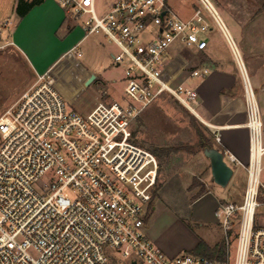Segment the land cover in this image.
I'll list each match as a JSON object with an SVG mask.
<instances>
[{
  "label": "built area",
  "instance_id": "1",
  "mask_svg": "<svg viewBox=\"0 0 264 264\" xmlns=\"http://www.w3.org/2000/svg\"><path fill=\"white\" fill-rule=\"evenodd\" d=\"M56 1L80 20L84 37L99 33L116 46L111 59L123 67L124 97L99 99L78 111L67 107L45 71L0 114V264H117L115 254L124 264H264L262 113L238 48L210 1L197 0L236 61L248 133L245 163L219 149L223 160L246 174L241 200L222 201L213 211L226 247L222 260L188 251L168 257L148 238L143 204L150 199L158 165L135 143L132 128L163 94L210 128L192 105L199 103L194 81L207 76L209 65L184 72L167 67L173 44L198 51L205 46L204 34L211 28L202 10L195 7L189 18L180 19L168 0H112L104 10L97 0ZM78 45L62 57L80 58Z\"/></svg>",
  "mask_w": 264,
  "mask_h": 264
},
{
  "label": "rangeland",
  "instance_id": "2",
  "mask_svg": "<svg viewBox=\"0 0 264 264\" xmlns=\"http://www.w3.org/2000/svg\"><path fill=\"white\" fill-rule=\"evenodd\" d=\"M13 1L0 0V114L19 97L21 92L31 86L36 78L34 68L25 52L11 44L9 28L15 18ZM111 1L97 0L101 10H104ZM209 1L224 23L247 67L248 61H251L247 59L250 56L248 47L252 48L254 45H257L256 48L264 47V15L261 13L255 15L258 14L257 5L253 0ZM168 2L180 19L189 18L195 7L200 8L211 28L204 34L208 41L205 53L194 47L178 44L170 47V56L176 53L177 56L170 60L167 66L169 71L184 72L203 62H207L209 66H237L221 31L197 0ZM63 12L67 19L75 22L70 11L63 8ZM233 22L242 29L243 37L240 40ZM76 23L81 27L80 20ZM250 35L257 38H249ZM51 36V31L45 30V34L38 31L30 33L24 28L20 29L18 35L25 46L24 51H27L31 58L41 54L44 49L45 58L52 56L58 46ZM79 47L83 55L78 60L95 75L94 80L84 81L79 76L78 66L74 65L53 66L49 71L67 107L86 111L99 97L106 102L111 101L107 100L108 97L112 100L122 99L123 67L115 66L111 57L107 55L108 51L116 52V46L107 42L98 33L86 36ZM256 50L252 48V54L257 52ZM200 82L195 80L194 84L198 85ZM192 105L200 114L196 103L193 102ZM132 128L135 143L151 152L158 165L157 178L150 199L147 204H143L146 212L145 233L148 238L168 257L189 251L199 240L210 246L222 241L221 229L214 219L213 210L222 201L241 200L246 177L244 169L224 158L233 174L225 186L216 184L210 176L208 161L199 146L196 134V130H200L213 145L210 128L166 94L160 95L147 106ZM202 187L203 193L200 192ZM65 192L71 198L74 196L70 190ZM234 245L235 241L231 237L228 246L231 255L234 252ZM113 260L117 264L126 263L118 254L114 255Z\"/></svg>",
  "mask_w": 264,
  "mask_h": 264
},
{
  "label": "crops",
  "instance_id": "3",
  "mask_svg": "<svg viewBox=\"0 0 264 264\" xmlns=\"http://www.w3.org/2000/svg\"><path fill=\"white\" fill-rule=\"evenodd\" d=\"M15 5L16 0L13 1V9L15 8ZM259 14L260 13L255 15ZM256 19L258 20V17ZM70 21L71 24H69ZM11 25V28H9L11 34V44L19 48L22 52H25V54L29 58L31 66H33L34 68L35 76L45 71H50L53 66L68 65L78 66L80 70L79 76H81L84 81H87L89 75L93 74L90 70L80 64L78 58L74 60H67L62 57L63 53L68 48L76 43H79L80 45V43L86 37H84L83 35L82 27L77 26L76 21L73 22L71 19H67L65 17L63 8L57 3L56 0H42L39 4L33 6L30 11L22 18H18L15 14V18L12 21ZM233 25L235 27V30L239 34V40L242 39L243 34L241 32L242 29H240V25L238 27L235 22H233ZM23 28L25 29V31H29L30 33L38 31L45 34V30L51 31V37L56 40L58 48L55 49V52L52 53V56H48L45 58L44 49L42 53L39 54L40 56L38 55L31 58L29 53L27 51H24L25 46L24 44L22 45V41L18 37L20 29ZM249 38L256 39L257 37H253L252 35H250ZM204 39L206 41L205 46L202 50H200L203 53H205V51H207L206 49L208 48V41L206 40V38ZM256 46L257 45L252 46L253 49H257V52H255L254 54H252L251 46L248 47L250 56H248L247 59L251 61H248V66L246 68L249 73L251 82L257 92L258 102L260 105L264 125V47L256 48ZM112 53L113 51H108V57H111ZM175 56H177V53L171 57ZM252 56L256 58H252ZM203 63L207 64V62ZM208 67L209 73L197 85L199 94V103L197 104V107L200 110V114L198 113V116L202 121L210 126L211 132H216L219 135V142H216L213 136V147H216L217 149H226L239 161L245 163L248 158V133L247 129L244 126L245 110L243 89L238 68L237 66ZM102 81L103 79L101 78L100 82ZM100 98L101 97L97 98L95 102ZM107 100L109 101L112 99L108 97ZM79 108L82 109V107Z\"/></svg>",
  "mask_w": 264,
  "mask_h": 264
},
{
  "label": "trees",
  "instance_id": "4",
  "mask_svg": "<svg viewBox=\"0 0 264 264\" xmlns=\"http://www.w3.org/2000/svg\"><path fill=\"white\" fill-rule=\"evenodd\" d=\"M41 1L42 0H16V5L14 8L16 16L18 18L24 17L33 6L39 4ZM253 1L257 5L256 12L264 15V0H253ZM196 134L198 137L199 146L200 148H202V150L206 147H213L212 141L208 138H205V136L202 134L200 130H196ZM188 189H190V187ZM200 192L201 193L204 192L203 187L201 188ZM188 252L196 255H201L209 259L222 260L224 259L225 256L226 247L225 244L223 243V240L215 243L212 246H210L203 240H199Z\"/></svg>",
  "mask_w": 264,
  "mask_h": 264
},
{
  "label": "water",
  "instance_id": "5",
  "mask_svg": "<svg viewBox=\"0 0 264 264\" xmlns=\"http://www.w3.org/2000/svg\"><path fill=\"white\" fill-rule=\"evenodd\" d=\"M93 79L94 75L91 74L89 75L87 81L91 82ZM202 152L209 161L212 180L220 186H225L231 178L232 169L224 162L223 155L220 150L216 147H206Z\"/></svg>",
  "mask_w": 264,
  "mask_h": 264
}]
</instances>
